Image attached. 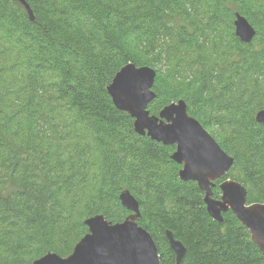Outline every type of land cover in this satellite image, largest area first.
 <instances>
[{"label":"trees","instance_id":"trees-1","mask_svg":"<svg viewBox=\"0 0 264 264\" xmlns=\"http://www.w3.org/2000/svg\"><path fill=\"white\" fill-rule=\"evenodd\" d=\"M26 1L35 20L0 0V264L70 255L85 219L132 213L123 190L161 264H264L232 210L210 216L198 182L179 177L174 146L137 133L107 90L129 62L155 67L151 114L184 99L235 158L227 176L264 202V0ZM237 12L257 30L251 42L235 33ZM167 230L187 248L180 263Z\"/></svg>","mask_w":264,"mask_h":264},{"label":"water","instance_id":"water-1","mask_svg":"<svg viewBox=\"0 0 264 264\" xmlns=\"http://www.w3.org/2000/svg\"><path fill=\"white\" fill-rule=\"evenodd\" d=\"M24 4L32 20L35 15L26 0ZM235 33L244 42H251L257 34L253 24L241 13H236ZM135 69L147 74V91L140 89L144 98L140 102L130 101L126 97L117 98L113 94L112 84L124 70ZM157 77L155 67L138 66L133 62L124 65L114 76L107 90L115 106L126 111L134 118V128L140 135L170 145L177 143V150L171 158L184 163L180 178L194 180L205 191L204 201L207 211L214 219L223 222V213L229 210L248 228L251 239L264 251V202L249 203L246 186L234 179H226L220 184L222 195L213 197L212 187L215 180L228 173L235 158L229 155L203 124L188 112V104L179 99L164 106L158 114H151L149 104L156 99L154 84ZM258 123L264 125V108L255 116ZM120 200L132 213L121 222H112L104 214H96L85 219L86 233L75 245L68 256L48 252L35 259L33 264H161L158 246L152 234L139 225L141 217L140 203L130 190H123ZM252 209L251 213L244 211ZM171 248L180 263L187 253L184 243L175 238L174 232L166 231ZM87 241V243H85Z\"/></svg>","mask_w":264,"mask_h":264},{"label":"snow or ice","instance_id":"snow-or-ice-1","mask_svg":"<svg viewBox=\"0 0 264 264\" xmlns=\"http://www.w3.org/2000/svg\"><path fill=\"white\" fill-rule=\"evenodd\" d=\"M147 74L138 72L135 69H127L121 72L112 84L113 94L118 99L126 97L130 101L140 102L144 98L140 95V89L143 88L147 91L148 85ZM244 211L251 213L252 209H245ZM87 243V241H85Z\"/></svg>","mask_w":264,"mask_h":264},{"label":"flooded vegetation","instance_id":"flooded-vegetation-1","mask_svg":"<svg viewBox=\"0 0 264 264\" xmlns=\"http://www.w3.org/2000/svg\"><path fill=\"white\" fill-rule=\"evenodd\" d=\"M206 129H207V128H206ZM207 130H208V129H207ZM208 131H209V130H208ZM209 132H210V131H209ZM210 133H211V132H210ZM215 139H216V138H215ZM216 140H217V139H216ZM217 141H218V140H217ZM218 143H219V141H218ZM219 144H220V143H219ZM164 145H166V144H164ZM169 146H174V149H173L172 153L170 154V156H172V154L177 150V146H178V144H177V143H174V144H170ZM221 147H222V146H221ZM171 159H172V158H171ZM175 162H176V161H175ZM176 163L180 165V168H179V172H180V170L184 168V163H178V162H176ZM231 169H232V168H231ZM228 173H229V172H228ZM228 173H226V174H225L224 176H222L221 178L215 180V186L212 187V190H213V197H214V189H215V190L219 189V190L221 191L220 184H221L224 180H226V179H232V178H230V177L227 176ZM179 177H180V174H179ZM221 195H222V191H221V194H220L219 197H214V198H220Z\"/></svg>","mask_w":264,"mask_h":264},{"label":"rangeland","instance_id":"rangeland-1","mask_svg":"<svg viewBox=\"0 0 264 264\" xmlns=\"http://www.w3.org/2000/svg\"><path fill=\"white\" fill-rule=\"evenodd\" d=\"M208 130L216 137L217 140L222 138L221 135H220V133H218L215 129L208 128Z\"/></svg>","mask_w":264,"mask_h":264}]
</instances>
